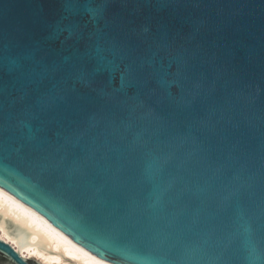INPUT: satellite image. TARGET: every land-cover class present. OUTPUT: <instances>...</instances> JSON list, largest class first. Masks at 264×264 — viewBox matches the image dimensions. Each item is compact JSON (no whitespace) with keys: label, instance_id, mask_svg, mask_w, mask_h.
<instances>
[{"label":"water","instance_id":"water-1","mask_svg":"<svg viewBox=\"0 0 264 264\" xmlns=\"http://www.w3.org/2000/svg\"><path fill=\"white\" fill-rule=\"evenodd\" d=\"M61 7L0 0V191L106 264H264V0H113L91 77Z\"/></svg>","mask_w":264,"mask_h":264},{"label":"bare ground","instance_id":"bare-ground-1","mask_svg":"<svg viewBox=\"0 0 264 264\" xmlns=\"http://www.w3.org/2000/svg\"><path fill=\"white\" fill-rule=\"evenodd\" d=\"M0 240L40 264H106L0 191Z\"/></svg>","mask_w":264,"mask_h":264},{"label":"snow or ice","instance_id":"snow-or-ice-1","mask_svg":"<svg viewBox=\"0 0 264 264\" xmlns=\"http://www.w3.org/2000/svg\"><path fill=\"white\" fill-rule=\"evenodd\" d=\"M61 12L57 22L53 25L51 36L59 38L64 33L68 35L65 37V41L76 38L75 46L77 48L76 53L69 58L68 67L72 71H79L81 75L93 76L96 72L109 70L105 65V54L103 49H96V55L93 58L95 63L89 68L86 64V58L79 55V46L85 44L91 40V36H86L87 27L82 26L80 23V17L87 15L92 20L100 21L102 19H112L110 16L113 6V0H59ZM118 26L123 27L119 21H114ZM95 35V33H93ZM5 53L3 46L0 45V94H2V83L7 71H20L27 74V70L23 64L16 62L14 68H7L5 64ZM116 70L123 71V69L117 68ZM159 83L161 86H169L166 79L161 78Z\"/></svg>","mask_w":264,"mask_h":264},{"label":"rangeland","instance_id":"rangeland-1","mask_svg":"<svg viewBox=\"0 0 264 264\" xmlns=\"http://www.w3.org/2000/svg\"><path fill=\"white\" fill-rule=\"evenodd\" d=\"M39 263V262H38ZM40 264V263H39Z\"/></svg>","mask_w":264,"mask_h":264}]
</instances>
